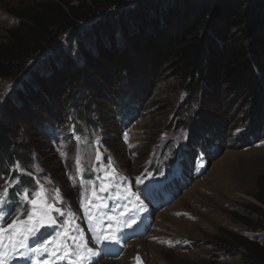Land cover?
Masks as SVG:
<instances>
[{"label": "rangeland", "instance_id": "rangeland-1", "mask_svg": "<svg viewBox=\"0 0 264 264\" xmlns=\"http://www.w3.org/2000/svg\"><path fill=\"white\" fill-rule=\"evenodd\" d=\"M35 1L0 0V41L17 23L8 11ZM23 77L0 79V110ZM198 87L190 91L168 72L155 86L135 77L117 88L97 77L82 85L80 95L33 106L9 137L14 161L0 181V192L8 188L0 209L8 215L0 224L6 228L18 214L26 219L31 206L21 200L24 190L42 188L63 214L53 211L55 223L30 239L38 237L39 251L51 242L44 245V260L54 264H69V259L81 264L75 255L58 259L62 249L51 255L61 242L73 252L92 249L95 255L84 264H138L137 257L139 264H239L237 251L217 246L216 240L222 231L256 235L231 214L247 215L243 205L256 202L264 140L248 144L255 139L250 136L244 145L237 140L250 135L252 123L262 117L237 97L207 89L204 82ZM117 104H128L129 114L116 117ZM193 140L203 148H194ZM109 158L119 175L102 192L109 183ZM17 163L23 173L15 171ZM6 180L19 182L9 187ZM24 181L29 187H22ZM56 190L63 203H56ZM156 197L161 202L154 208L150 203Z\"/></svg>", "mask_w": 264, "mask_h": 264}, {"label": "trees", "instance_id": "trees-1", "mask_svg": "<svg viewBox=\"0 0 264 264\" xmlns=\"http://www.w3.org/2000/svg\"><path fill=\"white\" fill-rule=\"evenodd\" d=\"M8 12L17 23L0 41V79L24 77L0 110V181L26 113L82 94L97 77L117 88L135 77L155 86L164 72L190 91L204 82L262 117L238 142L264 140V0H38ZM127 105L114 115L129 114ZM253 198L261 207L243 205L247 215L231 218L256 235L222 231L216 240L239 264H264V175Z\"/></svg>", "mask_w": 264, "mask_h": 264}, {"label": "snow or ice", "instance_id": "snow-or-ice-1", "mask_svg": "<svg viewBox=\"0 0 264 264\" xmlns=\"http://www.w3.org/2000/svg\"><path fill=\"white\" fill-rule=\"evenodd\" d=\"M125 140L127 141V135L125 136ZM65 153L61 152V156L63 157ZM97 162L100 161L101 156L99 151L96 154ZM77 170H79L80 159L77 157ZM35 170L39 172L41 169L38 165H33ZM15 171L23 173L22 166L17 163L14 166ZM119 175L115 162L109 158L107 163V170L105 172V179L109 181V183L103 184L101 187L102 192H107L113 184V181ZM17 180H6L5 183L8 184L9 187L18 183ZM8 193V188H3L2 192H0V209H4L6 204V197ZM32 196L30 199L29 196ZM81 206L83 207V193H81ZM119 198V197H117ZM21 200L30 205V210L27 211V217L24 220H21L19 214L16 218L12 219L11 223L7 224V227H3L0 224V264H9L11 259H27L26 256L19 254V250L25 249L28 247V240L30 237L36 235L42 227L47 224H54L55 221L51 216L53 211L63 214L60 208L53 207V204L50 202L51 197L46 198V194L44 190L41 188L39 191H35L33 193H29L28 190H24V194L21 196ZM56 203H63L62 198L60 197L59 190H56ZM103 206V205H101ZM8 213L4 211H0V221H6ZM90 219H93L90 217ZM62 235H67L64 233ZM51 243L50 241H45L44 244L41 245V248L44 251H48L45 244ZM77 247H85L84 245H78ZM63 250V254L58 256V259H66L71 258V256L75 255L81 264H84L85 261L89 260L91 256H94L95 253L92 249H87L85 252H73L71 251L63 242H61L56 251L52 252L51 255L56 256L58 252ZM40 249H37L39 251ZM137 261L139 264V258L137 257ZM35 264V261H33ZM47 264V262H46Z\"/></svg>", "mask_w": 264, "mask_h": 264}, {"label": "water", "instance_id": "water-1", "mask_svg": "<svg viewBox=\"0 0 264 264\" xmlns=\"http://www.w3.org/2000/svg\"><path fill=\"white\" fill-rule=\"evenodd\" d=\"M248 202H250L249 200H248ZM250 203H252L253 205H255V206H258V207H261L258 203H256V202H250Z\"/></svg>", "mask_w": 264, "mask_h": 264}, {"label": "bare ground", "instance_id": "bare-ground-1", "mask_svg": "<svg viewBox=\"0 0 264 264\" xmlns=\"http://www.w3.org/2000/svg\"><path fill=\"white\" fill-rule=\"evenodd\" d=\"M100 261V260H99Z\"/></svg>", "mask_w": 264, "mask_h": 264}]
</instances>
